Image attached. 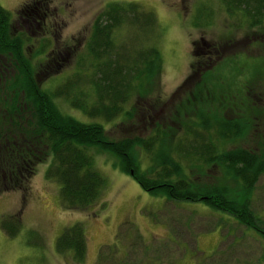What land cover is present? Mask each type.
Masks as SVG:
<instances>
[{
	"label": "rangeland",
	"instance_id": "rangeland-1",
	"mask_svg": "<svg viewBox=\"0 0 264 264\" xmlns=\"http://www.w3.org/2000/svg\"><path fill=\"white\" fill-rule=\"evenodd\" d=\"M114 1L136 2L154 14L159 35L153 42L161 59L158 85L149 96L124 105L125 110L135 108L131 118L121 114L113 121L91 119L55 97L60 113L82 124L98 123L109 141L144 136L155 122L168 123L178 105L194 98L197 66L188 90L176 92L191 73L190 63L213 65L202 90L212 99L208 108L227 118L243 115L247 122L231 148L264 149V18L249 26L240 11L228 13L219 0H0V7L9 12L12 34L27 33L22 47L26 56L46 41L43 54L33 58L35 65L40 64L35 77L38 89L52 93L78 71L79 57L87 53L91 22ZM26 3L35 14L31 12L24 22L18 15ZM41 15L50 26L46 34L37 27ZM29 17L38 20L36 27ZM196 40L200 57H193L191 44ZM84 149L105 179L96 204L86 211L64 208L60 183L44 172L51 162L49 154L36 164L26 195L19 190L0 193V221L8 215L14 223L19 221L12 237L0 227V264H76L71 251L59 253L54 243L63 228L77 222L86 240L85 258L79 264H95L99 254L103 264H264V173L255 181L248 202L256 230L203 202L168 201L147 193L118 168L110 151L97 146ZM204 175L208 180L219 176L215 167Z\"/></svg>",
	"mask_w": 264,
	"mask_h": 264
},
{
	"label": "trees",
	"instance_id": "trees-1",
	"mask_svg": "<svg viewBox=\"0 0 264 264\" xmlns=\"http://www.w3.org/2000/svg\"><path fill=\"white\" fill-rule=\"evenodd\" d=\"M219 1L228 13L240 11L249 26L264 18V0ZM8 16L0 7V193L19 190L26 195L36 164L51 154L44 172L60 183V202L65 209L86 211L96 204L105 186L84 149L97 146L110 151L118 168L125 174L132 172L130 177L147 193L168 201L203 202L243 226L259 229L248 202L255 181L264 173V149L231 148L241 139L247 122L243 115L227 118L208 108L212 99L202 90L213 65L190 63L191 73L176 92L188 90L196 78L192 81L194 98L182 102L186 107L178 105L168 123L155 122L144 136L109 141L98 123L82 124L56 108L53 98L61 97L91 119L113 121L121 114L131 118L135 108L125 110L124 105L135 97L149 96L161 71L153 42L159 31L152 12L131 1L106 4L91 22L87 53L76 65L80 72L67 76L52 93L38 89L36 71L22 48L28 38L9 31ZM44 46L46 41L29 57L38 55ZM191 46L193 57L203 55L197 40ZM211 167L219 176L208 180L204 171ZM18 222L8 215L0 227L12 237L19 230ZM83 231L80 223H73L63 228L54 243L59 253L71 251L76 264L85 258ZM102 261L99 254L94 263Z\"/></svg>",
	"mask_w": 264,
	"mask_h": 264
},
{
	"label": "flooded vegetation",
	"instance_id": "flooded-vegetation-1",
	"mask_svg": "<svg viewBox=\"0 0 264 264\" xmlns=\"http://www.w3.org/2000/svg\"><path fill=\"white\" fill-rule=\"evenodd\" d=\"M28 3H26L25 5H22L21 6V8L19 9V12H17V13H19L20 15H18V17H20L21 15H23L22 16V19H21V21H28V19L26 18V16H28V15H31L32 13H34V11H33V7L31 8V6H29V5H27ZM35 10H37L36 8H35ZM32 12V13H31ZM35 14V13H34ZM21 18V17H20ZM30 19H32V21H34L35 22V27H36V21H38L37 19H39V21H38V24H40V25H37V27L39 28V30L41 31V33L42 34H46L47 32H49V30H50V26H49V24L47 23V21H45L46 19H45V16H43V15H41V17H38L36 20L32 17H29ZM8 23H9V21H8ZM10 27V25L8 26V28ZM10 31V30H9ZM11 32V31H10ZM12 33V32H11ZM25 32H23V31H20L19 32V34H22L25 38L27 37L28 38V36H26L27 35V33H25ZM18 34V35H19ZM29 34V33H28ZM29 36H30V34H29ZM38 50V49H37ZM45 50V49H44ZM44 50L43 51H41V52H39L38 53V55L36 54V55H34V56H31V57H29L30 56V54H32V52H37L36 51V49H33L32 51H30V52H28V54H27V57L28 58H30L31 59V63L33 64V68L35 69V71L36 72H38V70H39V68H36V67H38V65H40V64H38V65H35V63H34V59L33 58H38V56L39 55H42L43 54V52H44ZM34 54V53H33ZM35 77H37V73H35ZM35 77H34V79H35ZM36 80V82H37V79H35ZM40 83V82H39ZM39 83H37L38 85H39Z\"/></svg>",
	"mask_w": 264,
	"mask_h": 264
},
{
	"label": "water",
	"instance_id": "water-1",
	"mask_svg": "<svg viewBox=\"0 0 264 264\" xmlns=\"http://www.w3.org/2000/svg\"><path fill=\"white\" fill-rule=\"evenodd\" d=\"M131 173H132V172H131ZM131 173H130V174H131Z\"/></svg>",
	"mask_w": 264,
	"mask_h": 264
}]
</instances>
